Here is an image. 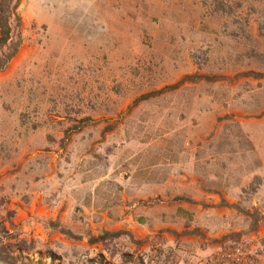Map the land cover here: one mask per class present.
<instances>
[{
	"label": "rangeland",
	"instance_id": "374dc122",
	"mask_svg": "<svg viewBox=\"0 0 264 264\" xmlns=\"http://www.w3.org/2000/svg\"><path fill=\"white\" fill-rule=\"evenodd\" d=\"M18 12L22 43L0 72V264H143L110 233L89 238L106 251L92 257L45 213L57 178L110 172L188 173L234 214L215 263L242 246L264 264V0H22Z\"/></svg>",
	"mask_w": 264,
	"mask_h": 264
},
{
	"label": "crops",
	"instance_id": "0c3cea01",
	"mask_svg": "<svg viewBox=\"0 0 264 264\" xmlns=\"http://www.w3.org/2000/svg\"><path fill=\"white\" fill-rule=\"evenodd\" d=\"M189 176L188 173L180 176L182 182L167 183L155 177L127 178L123 173L112 172L93 177L64 176L56 179L57 201L46 204L44 209L50 220H59L61 227L79 235L78 242L92 251V257H97L96 251H106L102 244H90L89 238L110 233L118 235L116 243L126 242L134 259L143 264H216V253L225 245L223 238L237 231L230 217L234 214L220 205V194L192 192L185 182ZM49 181L48 178L46 183ZM227 199L230 203L235 201ZM74 203L83 207L81 217L72 216ZM45 233L48 239L50 228ZM54 234L57 238L64 236L56 231ZM105 257L112 264L118 263L107 254ZM63 259L55 262L62 263Z\"/></svg>",
	"mask_w": 264,
	"mask_h": 264
},
{
	"label": "trees",
	"instance_id": "16d2710c",
	"mask_svg": "<svg viewBox=\"0 0 264 264\" xmlns=\"http://www.w3.org/2000/svg\"><path fill=\"white\" fill-rule=\"evenodd\" d=\"M21 2L22 0H0V72L4 71L8 67L9 63L14 59V57L18 53L19 47L22 43L21 34L19 30L22 26V20L18 12ZM16 29L18 30L19 39L15 43H13V36ZM11 44L12 46L10 48V52L6 53L5 50L9 48ZM253 75H255L256 77H264V74L255 72H253ZM190 78L191 77L187 76L182 79L179 83L170 87L175 88L180 83ZM170 87L164 89H169ZM54 226L57 227V223L54 224ZM51 258L53 261L57 260V256L55 255H52Z\"/></svg>",
	"mask_w": 264,
	"mask_h": 264
},
{
	"label": "built area",
	"instance_id": "2783aa9c",
	"mask_svg": "<svg viewBox=\"0 0 264 264\" xmlns=\"http://www.w3.org/2000/svg\"><path fill=\"white\" fill-rule=\"evenodd\" d=\"M219 264H250L248 255L242 246L234 247L233 249L219 255Z\"/></svg>",
	"mask_w": 264,
	"mask_h": 264
}]
</instances>
